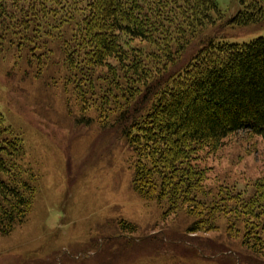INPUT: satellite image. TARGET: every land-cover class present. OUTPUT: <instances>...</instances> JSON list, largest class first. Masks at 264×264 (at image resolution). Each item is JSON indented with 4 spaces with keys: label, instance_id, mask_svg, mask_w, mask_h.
Instances as JSON below:
<instances>
[{
    "label": "trees",
    "instance_id": "trees-1",
    "mask_svg": "<svg viewBox=\"0 0 264 264\" xmlns=\"http://www.w3.org/2000/svg\"><path fill=\"white\" fill-rule=\"evenodd\" d=\"M218 1L0 0V56L13 49L17 59L43 64L48 38L57 41L79 105L94 108L102 128L137 155L134 190L170 211L186 209L196 219L191 233L213 231L223 218L230 231H244V245L262 253L264 177L251 193L229 185L213 190L202 155L240 131L264 139V36L243 44L207 38L182 66L200 31L223 17ZM239 3L228 25L264 22V0ZM23 149L0 113L4 235L32 204L34 187L21 179L18 163Z\"/></svg>",
    "mask_w": 264,
    "mask_h": 264
},
{
    "label": "rangeland",
    "instance_id": "rangeland-1",
    "mask_svg": "<svg viewBox=\"0 0 264 264\" xmlns=\"http://www.w3.org/2000/svg\"><path fill=\"white\" fill-rule=\"evenodd\" d=\"M218 6L223 17L200 31L182 66L207 38L243 44L264 36V22L227 24L239 0ZM48 41L43 64L17 59L13 49L0 56V113L23 141L21 179L34 187L25 219L9 234L0 232V264H264V251L244 245V231H230L223 218L213 231L191 233L196 219L186 209L170 211L134 190L137 155L102 128L94 108L79 105L58 42ZM202 160L209 188L251 193L264 177V139L240 131Z\"/></svg>",
    "mask_w": 264,
    "mask_h": 264
}]
</instances>
